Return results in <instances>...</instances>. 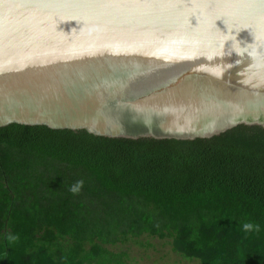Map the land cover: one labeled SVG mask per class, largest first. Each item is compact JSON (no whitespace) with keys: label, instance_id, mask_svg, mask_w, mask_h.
I'll list each match as a JSON object with an SVG mask.
<instances>
[{"label":"water","instance_id":"obj_1","mask_svg":"<svg viewBox=\"0 0 264 264\" xmlns=\"http://www.w3.org/2000/svg\"><path fill=\"white\" fill-rule=\"evenodd\" d=\"M210 139L264 128V0H0V128Z\"/></svg>","mask_w":264,"mask_h":264},{"label":"trees","instance_id":"obj_2","mask_svg":"<svg viewBox=\"0 0 264 264\" xmlns=\"http://www.w3.org/2000/svg\"><path fill=\"white\" fill-rule=\"evenodd\" d=\"M144 236L198 264H264V128L195 140L0 128V264L122 260L108 247Z\"/></svg>","mask_w":264,"mask_h":264},{"label":"rangeland","instance_id":"obj_3","mask_svg":"<svg viewBox=\"0 0 264 264\" xmlns=\"http://www.w3.org/2000/svg\"><path fill=\"white\" fill-rule=\"evenodd\" d=\"M170 242L144 236L124 245L108 247L113 254H123L122 260L116 255L106 256L99 258L97 264H198L175 252Z\"/></svg>","mask_w":264,"mask_h":264},{"label":"clouds","instance_id":"obj_4","mask_svg":"<svg viewBox=\"0 0 264 264\" xmlns=\"http://www.w3.org/2000/svg\"><path fill=\"white\" fill-rule=\"evenodd\" d=\"M82 183H83V181H81V180L75 181L72 185L69 186V191H71L73 193L77 192ZM241 228L243 230H247V231H256L260 228V225L255 224L252 221H245L241 224Z\"/></svg>","mask_w":264,"mask_h":264}]
</instances>
